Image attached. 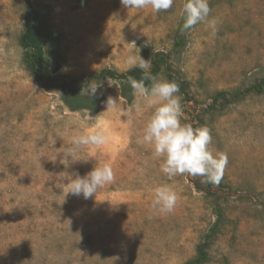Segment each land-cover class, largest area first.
<instances>
[{
	"label": "rangeland",
	"instance_id": "1",
	"mask_svg": "<svg viewBox=\"0 0 264 264\" xmlns=\"http://www.w3.org/2000/svg\"><path fill=\"white\" fill-rule=\"evenodd\" d=\"M32 2L51 9L47 22L62 35L64 62L46 61L67 79L102 68L123 72L129 57H142L140 45L169 51L186 0L160 12L126 9L120 0ZM208 3L215 34L207 23L188 30L168 67L187 83V95L178 93L181 122L207 127L210 151L228 157L212 194L194 187L201 177L169 180L161 172L141 141L154 109L135 96L127 103L116 81L104 83L106 98L93 112L69 111L56 92L38 86L19 44L25 1L0 0V264H184L215 220L214 204L221 225L203 264H264V89L243 92L264 79V0ZM157 77L168 80L164 67ZM218 92L234 100H214ZM109 97L116 103L106 110ZM98 122L107 125L108 142L69 163L63 154L72 138ZM105 163L111 183L87 200L66 195L70 176ZM165 183L178 200L161 214L152 201Z\"/></svg>",
	"mask_w": 264,
	"mask_h": 264
},
{
	"label": "clouds",
	"instance_id": "2",
	"mask_svg": "<svg viewBox=\"0 0 264 264\" xmlns=\"http://www.w3.org/2000/svg\"><path fill=\"white\" fill-rule=\"evenodd\" d=\"M120 3L126 9H144L150 6L153 11L160 12L170 9L174 0H120ZM210 13L208 0H186L182 9L184 22L181 31L207 23L215 34L217 21L209 18ZM127 63L131 67H138L143 73L140 80L128 77L127 83L135 97L142 98L147 107L154 109L143 128L141 141L150 145L153 155L161 160V172L169 180L177 175H189L201 177L202 183L219 185L228 165V157L224 153L214 154L210 151L212 136L207 127H193L181 122L183 112L178 95L179 85L175 81L154 76L149 71V60L146 61L142 57H139L138 61L129 57ZM97 88L98 86L91 88L90 95L95 94ZM115 103L116 101L109 97L106 110L115 107ZM109 138L107 125L98 122L94 130L81 132L72 138V146L63 154L64 158L69 163L80 161L82 149L88 146H103ZM73 175L75 178L70 176L66 183V195L82 196L85 200L95 196L100 188L114 179L113 169L108 163L95 166L83 177L78 172ZM177 200L176 189L167 183L160 184L154 189L152 207L161 214H168L174 211Z\"/></svg>",
	"mask_w": 264,
	"mask_h": 264
},
{
	"label": "trees",
	"instance_id": "3",
	"mask_svg": "<svg viewBox=\"0 0 264 264\" xmlns=\"http://www.w3.org/2000/svg\"><path fill=\"white\" fill-rule=\"evenodd\" d=\"M26 7L23 12V32L20 35L19 44L23 50V59L34 72L35 80L41 88L46 91L56 92L61 103L69 111L86 110L95 111L105 100L107 90L103 87L108 80L116 81L119 85V94L127 102L134 99L133 91L127 83L128 77L137 80L142 78V70L138 67H131L123 72H117L111 68H102L97 72L86 75L83 78L60 79L59 74H55L49 67L46 58L54 61L59 67L64 62V56L59 51L61 33L53 31L47 22V17L51 11L50 7L44 4H36L32 0H24ZM181 14L175 29L174 39L169 51H152L145 45H140V55L150 62L149 71L158 76L164 67L169 81H175L179 85L180 93L186 94L187 83L178 78L168 67L170 58L177 59L179 53L186 43V32L181 31L183 25ZM146 84L150 82L145 81ZM95 94L90 95V89L97 87ZM264 89V79L244 89L243 92H262ZM221 96L226 102H231L234 98L226 99L224 92H218L214 100ZM199 179L193 180V185L197 190H203L207 194H212L214 188L212 184L206 183V187H201ZM215 220L207 228L195 245L193 256L184 264H203L207 257V248L217 234L221 225V213L217 204L213 205Z\"/></svg>",
	"mask_w": 264,
	"mask_h": 264
}]
</instances>
